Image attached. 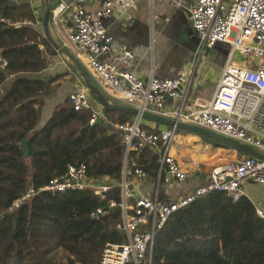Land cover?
Returning a JSON list of instances; mask_svg holds the SVG:
<instances>
[{
	"label": "trees",
	"instance_id": "trees-1",
	"mask_svg": "<svg viewBox=\"0 0 264 264\" xmlns=\"http://www.w3.org/2000/svg\"><path fill=\"white\" fill-rule=\"evenodd\" d=\"M41 8L35 17L23 0H0V264H48L58 250L66 264H98L106 244L125 242L116 230L119 207H107V200L120 201L121 141L104 123L85 129L90 111H73L68 99L37 128L42 97L59 77L41 74L54 54L34 27L42 23ZM102 113L110 124L133 119L115 110ZM22 139L26 157L17 146ZM129 159L155 179L153 152L142 149ZM80 165L87 178L112 184L106 200L89 190L39 192L7 211L27 189L62 179L68 166ZM96 209L102 214L92 217ZM150 264H264V220L244 196L233 201L207 192L167 219L154 237Z\"/></svg>",
	"mask_w": 264,
	"mask_h": 264
},
{
	"label": "built area",
	"instance_id": "built-area-1",
	"mask_svg": "<svg viewBox=\"0 0 264 264\" xmlns=\"http://www.w3.org/2000/svg\"><path fill=\"white\" fill-rule=\"evenodd\" d=\"M5 1L18 3L20 0ZM95 1L97 8L89 12L83 6L84 0L70 3L58 0L51 10L50 21L56 22L62 13L69 11L71 23L66 32L68 42L75 50L73 57L84 62L112 98L140 112L210 131L264 155V0H230L227 3L194 0V5L188 9L190 26L200 43L199 53L217 43L228 47L214 91L207 100L192 92L197 84L195 70L178 72L170 79H159L151 72L145 81L136 78L130 70L136 54L110 37L101 24V19L114 10L125 14L131 2ZM173 4L180 7L181 1L175 0ZM235 54L238 55L236 60L233 59ZM239 57L243 59L239 60ZM86 94V90L80 88L72 92L68 100L73 111L89 110L88 125H93L96 120L103 119V115L90 108ZM167 104L171 109L165 112L163 108ZM141 121L139 117H133L130 123H107L110 130L119 135L122 147V168L116 184L120 201L116 205L113 200H107V207H119L120 223L116 230L125 242L106 244L98 264H150L154 237L175 211L213 190L236 201L242 196L241 186L246 180L264 189V160L219 156L206 185L172 201L162 200L160 190L182 182L187 172L170 153L175 130H149ZM142 149L150 150L157 157L153 190L149 195L139 191V183L146 175L129 159L131 154ZM85 171L84 165L68 166L62 179H51L37 189H27L7 211L12 212L39 192L56 194L67 190H89L100 200H106L112 184L89 179ZM101 214V209H96L91 216ZM256 215L264 220L262 211L256 210Z\"/></svg>",
	"mask_w": 264,
	"mask_h": 264
},
{
	"label": "crops",
	"instance_id": "crops-1",
	"mask_svg": "<svg viewBox=\"0 0 264 264\" xmlns=\"http://www.w3.org/2000/svg\"><path fill=\"white\" fill-rule=\"evenodd\" d=\"M23 1L29 4L36 17L40 11L42 0ZM57 1L58 0H50L51 10L54 9ZM62 1L64 3H70V0ZM129 1L131 2V6L125 14H120L114 10L111 15L101 19V24L110 37L124 43L136 54L130 66V70L135 77L145 81L151 72L154 77L159 79H170L178 72L184 71L191 73L195 70L197 84L192 89V92L202 100L209 99L214 91L220 69L224 64L228 47L225 44L217 43L209 49H204L199 53L200 43L196 33L190 26L188 15V9L194 5V0H180V7L174 6L173 1L175 0ZM223 1L227 3L230 0ZM83 6L86 11L93 12L97 8V3L95 0H84ZM70 23L69 11L62 13L59 19L54 23H52L49 18L48 33L50 39L56 45L73 57L75 50L68 42L66 32ZM34 27L37 32L44 36L42 23L39 24L36 22ZM210 51H213L215 55L211 54V56H209ZM219 53L222 55H216ZM197 56H199V58H197ZM75 61L87 73L91 84L98 89L109 103L130 107L112 98L110 92L104 88L97 76L87 69L84 62ZM71 67H73V63H71L65 55L55 51V49L54 54L47 58L46 68L41 74L47 77H59L46 90L42 97L37 128L45 124L55 107L66 102L68 96L80 88L86 90L87 102L90 108L102 113V107L94 100L85 88L78 73L73 71ZM170 109V105L167 104L164 106L163 111L168 112ZM98 123L107 125L104 117L103 119L100 118ZM141 124L149 130L159 131L169 129L168 127L150 121H144ZM193 135L196 136L195 134ZM177 138V140H180L181 136H177ZM174 139L175 133L173 140ZM170 153L183 169L188 172L184 168L187 165L182 164L180 161L178 151L170 148ZM207 182L208 175L203 176L197 172L192 174L187 173L186 179L182 182L162 188L159 197L165 201H172L182 194L206 185ZM153 183L154 179L146 177L144 181L139 183L140 193L142 195H149L153 190ZM241 190L242 196L247 198L256 210H260L264 213V189L246 180L243 182Z\"/></svg>",
	"mask_w": 264,
	"mask_h": 264
},
{
	"label": "water",
	"instance_id": "water-1",
	"mask_svg": "<svg viewBox=\"0 0 264 264\" xmlns=\"http://www.w3.org/2000/svg\"><path fill=\"white\" fill-rule=\"evenodd\" d=\"M51 14V6H50V0H42V30L44 37L46 40L50 43V45L60 54H63L67 57V59L73 63L72 70L78 73L80 79L82 80L85 88L88 90V92L91 94V96L94 98V100L104 109L107 110H115L120 111L126 114L131 115L132 117H139L142 120L150 121L153 123H156L158 125H162L174 130L179 131H185L188 133H193L195 135H199L201 137H204L206 139H209L211 141L216 142L219 145H222L226 148L233 149L234 152L239 153L245 157H252L259 160H264V155H261L257 151L241 145L235 141L229 140L227 138H224L222 136H219L215 133H212L210 131L201 129L196 126L187 125L183 123H179L175 120L167 119L158 115H154L147 112H140L137 109H133L130 107H126L123 105H117V104H111L109 103L105 97L101 95V93L98 91V89L91 84L89 76L87 73L82 69V67L74 60L73 57H71L64 49L56 45L49 37L48 33V22ZM98 120L94 122V124H97ZM92 125H87L85 129H88ZM17 146L21 149V152L24 157L27 156V140L22 139L17 143Z\"/></svg>",
	"mask_w": 264,
	"mask_h": 264
},
{
	"label": "rangeland",
	"instance_id": "rangeland-1",
	"mask_svg": "<svg viewBox=\"0 0 264 264\" xmlns=\"http://www.w3.org/2000/svg\"><path fill=\"white\" fill-rule=\"evenodd\" d=\"M214 54L213 51L209 52V56ZM215 55V54H214ZM221 56L222 54H216ZM238 57L237 54L234 55V60ZM243 57H239V60H242ZM111 101V100H110ZM112 102V101H111ZM127 105V104H126ZM145 120H142L144 122ZM177 136H181L180 140H177ZM177 140V142H176ZM216 142L211 141L208 142L203 139L201 136H194L193 133H187L185 131H175V139L171 144V148L178 151V156L182 164H186L184 167L189 173L192 174L197 172L200 175H208L215 164V160L217 157L223 158H232L240 159L244 157L243 155L236 153L233 149L216 147L213 144ZM66 254L62 251H56L52 253L48 259V264H66Z\"/></svg>",
	"mask_w": 264,
	"mask_h": 264
}]
</instances>
